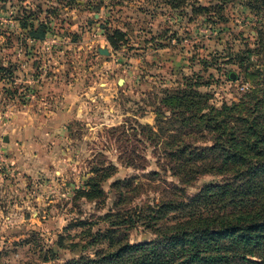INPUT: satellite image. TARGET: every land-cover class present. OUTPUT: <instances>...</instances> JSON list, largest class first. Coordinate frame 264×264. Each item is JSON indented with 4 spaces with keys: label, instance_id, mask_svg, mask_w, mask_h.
<instances>
[{
    "label": "rangeland",
    "instance_id": "rangeland-1",
    "mask_svg": "<svg viewBox=\"0 0 264 264\" xmlns=\"http://www.w3.org/2000/svg\"><path fill=\"white\" fill-rule=\"evenodd\" d=\"M71 1L0 0V264L93 259L102 246L80 255L71 246L86 243L84 229H107L100 218L112 196L97 202L77 195L91 177L104 192L118 179L140 183L130 207L169 192L176 180L150 179L160 171L158 153L139 132V125L156 131L164 90L192 88L219 110L264 86V62L245 58L260 23L244 0H199L211 9L198 16L194 0L179 9L162 0H104L98 12L89 0ZM39 25L45 35L32 39L30 28ZM131 146L137 168L124 155ZM99 167L110 169L95 175ZM218 180L205 175L183 189L191 196ZM79 221L92 227H74ZM151 238L139 226L126 242Z\"/></svg>",
    "mask_w": 264,
    "mask_h": 264
},
{
    "label": "trees",
    "instance_id": "trees-1",
    "mask_svg": "<svg viewBox=\"0 0 264 264\" xmlns=\"http://www.w3.org/2000/svg\"><path fill=\"white\" fill-rule=\"evenodd\" d=\"M89 1L95 12L104 7V0ZM162 1L179 9L188 0ZM194 2L195 16L210 12L199 0ZM244 2L260 23L253 49L245 53L247 62L258 66V61L264 62V0ZM109 3L115 5L114 0ZM33 29L31 38L43 39L44 26ZM118 34L113 31V36ZM260 68L264 70V63ZM258 92H246L238 103L218 110L192 88L171 94L164 90L160 102L165 111L156 110V131L139 125V132L158 153L161 172L150 171V179L165 182L160 175L170 174L176 182H169V192L161 198L130 207L142 193L140 183L118 179L104 192L101 179L89 178L77 195L97 202L112 196L109 209L100 218L107 229L96 233L84 229L79 236L86 243L71 244L72 252L80 255L90 247L102 246L85 264H264V86ZM136 142L145 146L143 141ZM136 149L131 146L124 151L133 168L137 165L131 160L140 158ZM109 169L99 167L93 173L106 175ZM205 175L219 180L187 196L183 188ZM85 226L92 227V223L74 225ZM139 226L153 238L130 245L126 239Z\"/></svg>",
    "mask_w": 264,
    "mask_h": 264
},
{
    "label": "water",
    "instance_id": "water-1",
    "mask_svg": "<svg viewBox=\"0 0 264 264\" xmlns=\"http://www.w3.org/2000/svg\"><path fill=\"white\" fill-rule=\"evenodd\" d=\"M98 53L101 54V55H109V52H108L107 49H101V48H99L98 49ZM230 78L231 79H234L232 75H230ZM5 140H7V139H5Z\"/></svg>",
    "mask_w": 264,
    "mask_h": 264
}]
</instances>
